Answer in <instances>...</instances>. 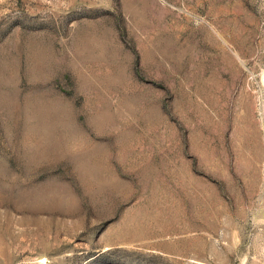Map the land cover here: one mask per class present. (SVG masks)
<instances>
[{
    "label": "rangeland",
    "instance_id": "1",
    "mask_svg": "<svg viewBox=\"0 0 264 264\" xmlns=\"http://www.w3.org/2000/svg\"><path fill=\"white\" fill-rule=\"evenodd\" d=\"M0 264H264V0H0Z\"/></svg>",
    "mask_w": 264,
    "mask_h": 264
}]
</instances>
